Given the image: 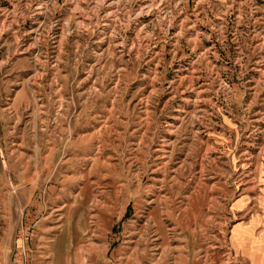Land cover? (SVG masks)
<instances>
[{
    "label": "rangeland",
    "instance_id": "rangeland-1",
    "mask_svg": "<svg viewBox=\"0 0 264 264\" xmlns=\"http://www.w3.org/2000/svg\"><path fill=\"white\" fill-rule=\"evenodd\" d=\"M259 240L264 0H0V264H264Z\"/></svg>",
    "mask_w": 264,
    "mask_h": 264
},
{
    "label": "crops",
    "instance_id": "crops-1",
    "mask_svg": "<svg viewBox=\"0 0 264 264\" xmlns=\"http://www.w3.org/2000/svg\"><path fill=\"white\" fill-rule=\"evenodd\" d=\"M238 242H240V239H234L233 245L236 244V247L237 246L239 247L240 245L238 244ZM256 248H260V250L264 253V244H263V241H261V240L257 241V245L255 246V249Z\"/></svg>",
    "mask_w": 264,
    "mask_h": 264
}]
</instances>
